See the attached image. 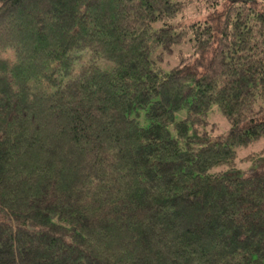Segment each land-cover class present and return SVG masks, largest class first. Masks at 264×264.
<instances>
[{"label":"trees","instance_id":"16d2710c","mask_svg":"<svg viewBox=\"0 0 264 264\" xmlns=\"http://www.w3.org/2000/svg\"><path fill=\"white\" fill-rule=\"evenodd\" d=\"M262 136L264 0H0V264H264Z\"/></svg>","mask_w":264,"mask_h":264},{"label":"rangeland","instance_id":"374dc122","mask_svg":"<svg viewBox=\"0 0 264 264\" xmlns=\"http://www.w3.org/2000/svg\"><path fill=\"white\" fill-rule=\"evenodd\" d=\"M6 55H11V50L7 49L4 52ZM185 115L184 111H180L177 112L175 114L176 118H180L183 117ZM207 120L209 122H212L215 124V128L213 133H224L227 131L228 127H229V123L227 121V119L225 118V116L221 113L220 109L213 105L212 108L209 110V112L207 113ZM260 149L264 150V137H260L256 140H252L250 142H248L246 145H241L236 147V153H237V157H236V161H237V165H239L240 167H245L249 164V160L247 158H245L246 155H248L251 152H256ZM200 209L199 208H195L193 210H189V215H184L183 217H179V221L180 223H183V225H197L199 224L198 222L203 220V217H200L203 212L200 214L199 213ZM199 213V214H197Z\"/></svg>","mask_w":264,"mask_h":264}]
</instances>
